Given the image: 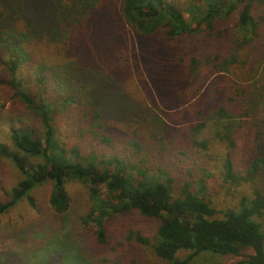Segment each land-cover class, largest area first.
I'll list each match as a JSON object with an SVG mask.
<instances>
[{
    "label": "trees",
    "instance_id": "trees-1",
    "mask_svg": "<svg viewBox=\"0 0 264 264\" xmlns=\"http://www.w3.org/2000/svg\"><path fill=\"white\" fill-rule=\"evenodd\" d=\"M8 103L37 127L0 120V164L22 176L0 217L40 214L43 187L65 216L77 183L100 245L138 213L156 232L129 240L166 264H264V0H0Z\"/></svg>",
    "mask_w": 264,
    "mask_h": 264
},
{
    "label": "rangeland",
    "instance_id": "rangeland-1",
    "mask_svg": "<svg viewBox=\"0 0 264 264\" xmlns=\"http://www.w3.org/2000/svg\"><path fill=\"white\" fill-rule=\"evenodd\" d=\"M118 105H121L120 102ZM2 117L18 127H37L26 112H16L10 103L6 104L4 113L0 114V120ZM210 134L208 131L205 136ZM2 141L8 140L3 137ZM21 179L20 172L11 163H1L0 200L3 192L10 191ZM261 180L263 183L264 175ZM67 192L70 209L65 216L52 215L49 206L50 189L43 187L34 191L40 214L32 211L25 201H21L0 217V264H97V259L120 255V264H166L154 256L149 246L134 245V241L129 240L131 232H140L143 237L151 239L157 228L153 220L138 213L111 220L107 226V244L100 245L94 235V227L90 224L86 226L81 221L95 204L89 192L77 183L69 184ZM221 199V202L226 201L224 196ZM80 255L89 260H84ZM185 256L186 253L179 254V258ZM237 261L239 259L203 255L192 264H234Z\"/></svg>",
    "mask_w": 264,
    "mask_h": 264
}]
</instances>
